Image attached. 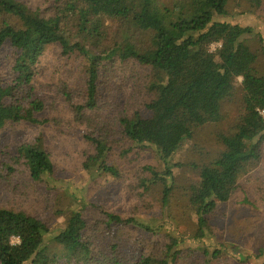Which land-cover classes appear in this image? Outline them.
I'll return each mask as SVG.
<instances>
[{"label": "trees", "instance_id": "1", "mask_svg": "<svg viewBox=\"0 0 264 264\" xmlns=\"http://www.w3.org/2000/svg\"><path fill=\"white\" fill-rule=\"evenodd\" d=\"M229 1L54 0L50 16L41 17L15 0H0V49L8 45L13 53L11 79L0 82V130L7 124L41 123L36 115L45 106L32 93L41 56L49 46H57L62 57L84 60L83 92L79 101L70 103L71 118L84 126L83 139L92 148L83 167L112 177L119 176L109 164L112 154L123 156L133 146L148 145L167 164L197 129L222 122L221 104L234 96L240 78L242 108L233 132L217 134L223 149L207 165L195 167L199 182L190 188L189 204L197 214L195 235L203 237L211 231L209 218L218 204L234 198L239 179L256 171L263 157L264 75L255 68L258 51L242 41L250 28L217 20L226 14ZM8 17L20 26L10 24ZM134 32L146 36L143 47ZM214 44L220 46L211 52ZM130 62L151 71L150 82L143 83L151 97L141 103L144 114L125 109L108 121L99 114L102 92L117 74L122 79L121 65ZM20 164L33 183L53 173L50 157L37 140L20 145L17 157L2 166L13 174ZM144 170L152 183L169 179L153 168ZM53 212L64 217L63 228L54 235L48 224L54 216L1 207L0 264H128L111 242H119L127 226L155 233L149 225L113 213L103 212L102 221L89 225L79 209ZM52 244L60 250L53 251ZM178 246L171 237L162 253L139 252L134 264H174L181 254ZM219 254L215 251L213 256Z\"/></svg>", "mask_w": 264, "mask_h": 264}, {"label": "rangeland", "instance_id": "2", "mask_svg": "<svg viewBox=\"0 0 264 264\" xmlns=\"http://www.w3.org/2000/svg\"><path fill=\"white\" fill-rule=\"evenodd\" d=\"M15 1L37 11L41 17L50 16L54 5V0ZM7 19L10 24L20 26L17 19ZM217 20L250 28L251 33L244 35L242 41L251 50L258 51L255 68L264 75V0H230L226 14ZM115 27L111 29L115 31ZM134 34L139 46L143 47L146 36ZM210 51L214 52L211 46ZM83 61L75 55L62 57L57 46L47 47L42 54L32 93L33 98L41 99L45 106L36 115L41 123L7 124L0 130V208H21L31 215L54 216L48 223L52 235L64 226V217H55V209H79L89 225L102 221L103 212L149 225L155 233L145 234L142 229L127 226L122 230L121 240L111 242L128 264L135 263L139 252L162 253L164 243L171 237L179 241L181 253L174 264H263L264 143L261 165L239 179L240 189L233 199L218 204L209 218L211 231H206L203 237L195 235L197 214L189 204L190 188L199 182L195 167L207 165L222 151L217 134L233 132L242 108L241 79L236 80L234 96L221 104L224 120L197 129L167 164L158 158L152 146H133L125 155L112 154L109 158V164L119 172L118 177H112L102 172H89L83 167L92 148L83 139L84 126L72 121L70 104L79 101L83 92L84 83L80 77ZM12 63V50L4 45L0 49L1 83L11 79ZM121 68L119 73L123 80L117 74L102 92L103 108L99 114L108 121L125 109L129 114H144L141 103L151 97L143 85L152 78L149 68L131 62L122 64ZM261 115L264 118V111ZM36 140L50 157L51 176L33 183L22 164L15 167L13 174H8L2 164L17 157L20 145ZM146 167L160 175L166 174L169 179L152 183L144 170ZM162 198H166L167 203L163 204ZM51 249L57 252L60 246L52 244ZM215 251L220 254L213 256Z\"/></svg>", "mask_w": 264, "mask_h": 264}, {"label": "built area", "instance_id": "3", "mask_svg": "<svg viewBox=\"0 0 264 264\" xmlns=\"http://www.w3.org/2000/svg\"><path fill=\"white\" fill-rule=\"evenodd\" d=\"M220 46V44H214V45H211V48L213 49V51H215V49L217 48V47H219ZM212 52V51H211ZM263 113V111L261 112V114Z\"/></svg>", "mask_w": 264, "mask_h": 264}]
</instances>
